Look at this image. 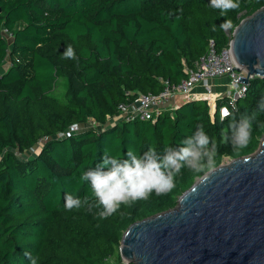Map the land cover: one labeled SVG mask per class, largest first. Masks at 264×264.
I'll list each match as a JSON object with an SVG mask.
<instances>
[{"label": "trees", "instance_id": "obj_1", "mask_svg": "<svg viewBox=\"0 0 264 264\" xmlns=\"http://www.w3.org/2000/svg\"><path fill=\"white\" fill-rule=\"evenodd\" d=\"M223 15L210 0H0V264H106L134 222L177 205L179 197L209 170L182 169L174 189L153 192L147 200L121 205L100 218L88 204L66 210L67 193L95 204L82 171L107 153L125 156L131 148L142 154L155 147H179L202 123L218 145L215 164L254 153L264 135L258 123L264 112V77L249 81L246 97L231 109L237 118L257 112L248 146L234 152L228 127L207 99H192L155 121L139 117L108 123L121 104L139 94H159L165 80L177 84L188 77L207 53L210 40L221 50L242 19L264 6V0H238ZM229 20L232 28L220 25ZM71 45L75 59L65 58ZM64 86L63 98L54 94ZM228 103L227 97L217 106ZM94 121L101 128L87 127ZM79 128L71 131L73 125ZM68 132L70 134L68 135ZM40 152L21 158L40 142ZM114 264L123 263L122 258Z\"/></svg>", "mask_w": 264, "mask_h": 264}, {"label": "water", "instance_id": "obj_2", "mask_svg": "<svg viewBox=\"0 0 264 264\" xmlns=\"http://www.w3.org/2000/svg\"><path fill=\"white\" fill-rule=\"evenodd\" d=\"M231 47L247 72L240 81L264 77V6L236 26ZM119 251L126 264H264V135L254 153L197 178L175 207L132 223Z\"/></svg>", "mask_w": 264, "mask_h": 264}, {"label": "clouds", "instance_id": "obj_3", "mask_svg": "<svg viewBox=\"0 0 264 264\" xmlns=\"http://www.w3.org/2000/svg\"><path fill=\"white\" fill-rule=\"evenodd\" d=\"M210 7L220 11L221 15L239 7L238 0H210ZM223 30L232 28V22L225 20L220 25ZM65 58L75 59L71 45L66 47ZM259 111L264 112V98L258 105ZM230 137L225 135V141L231 143L234 152L246 148L252 138L253 122L257 112L244 113L236 117L228 112ZM264 128V121L257 125ZM218 145L207 135L204 125L198 123L196 131L181 142L179 147L165 146L163 154L155 147H149L142 154H137L131 148L125 156H109L107 153L100 162L86 171H82L79 182H88L95 197V204H89V197L80 198L73 193L64 196L66 210L80 209L88 204L90 208L100 209L98 216L108 218L116 213L121 205H131L139 200H147L155 192L157 196L166 195L175 187V178L182 169L201 172L215 168ZM30 264H37L38 257L25 252Z\"/></svg>", "mask_w": 264, "mask_h": 264}, {"label": "built area", "instance_id": "obj_4", "mask_svg": "<svg viewBox=\"0 0 264 264\" xmlns=\"http://www.w3.org/2000/svg\"><path fill=\"white\" fill-rule=\"evenodd\" d=\"M186 72L188 77L177 84L165 80V88L159 94H139L133 103L121 104L119 115L108 116V123H117L122 119L136 117L155 121L165 111L174 112L182 100L189 101L198 98H207L213 116L218 107L221 116L226 117L231 109L237 107L238 100L246 97L249 83L240 81V78H246L247 72L237 64L232 53L231 41L226 47L218 50L215 41L210 40L207 53L197 61L195 68H186ZM222 78L229 79L227 85L229 90L218 94L214 91L213 81ZM199 86L203 88V92H196ZM221 97H227L228 103L217 106V100ZM94 123L95 126H101ZM77 128L79 125H73L71 131Z\"/></svg>", "mask_w": 264, "mask_h": 264}, {"label": "rangeland", "instance_id": "obj_5", "mask_svg": "<svg viewBox=\"0 0 264 264\" xmlns=\"http://www.w3.org/2000/svg\"><path fill=\"white\" fill-rule=\"evenodd\" d=\"M9 60H7L4 65L0 68V74H2L6 69L7 67L9 66ZM228 83H229V79L228 78H222L221 79V82H220V86L216 88L217 91H228L229 89L227 88L228 86ZM65 87L64 86H60L58 88H56L54 94H56L58 97L60 98H63L64 97V94H65ZM212 105V108L214 109V105L213 103L211 104ZM211 107V106H210ZM114 123V122H112ZM96 124L92 121L88 122L86 126H84V128H87V127H97V128H101V126H95ZM43 141L40 142L37 146H35L31 151L25 153V154H21L19 151H16V154L21 157V158H24V159H27V158H31L33 157L34 155L38 154L40 152V149L43 145ZM233 158L229 157V156H225L221 163H224L225 164V161H231ZM197 180V179H196ZM121 258V254H120V251L119 249H117V251L115 252V254L106 262V264H114L116 262H118V260Z\"/></svg>", "mask_w": 264, "mask_h": 264}, {"label": "crops", "instance_id": "obj_6", "mask_svg": "<svg viewBox=\"0 0 264 264\" xmlns=\"http://www.w3.org/2000/svg\"><path fill=\"white\" fill-rule=\"evenodd\" d=\"M220 82H221V79H218V80H214V81H213V84L215 85V86H214V91H215L216 93H218V94L224 92V91H217V90H216V88L220 86ZM196 92H203V88L199 86V87L196 89ZM198 99H199V98H198ZM202 99H207V98H202ZM187 101H188V100H187ZM187 101H186V100H182V102L180 103V105L183 104V103H185V102H187Z\"/></svg>", "mask_w": 264, "mask_h": 264}, {"label": "bare ground", "instance_id": "obj_7", "mask_svg": "<svg viewBox=\"0 0 264 264\" xmlns=\"http://www.w3.org/2000/svg\"><path fill=\"white\" fill-rule=\"evenodd\" d=\"M228 163H229V161L226 160V161H225V164H228Z\"/></svg>", "mask_w": 264, "mask_h": 264}]
</instances>
